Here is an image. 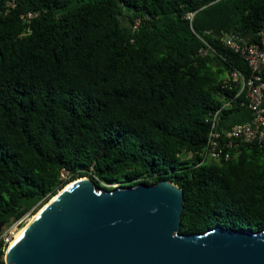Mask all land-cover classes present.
<instances>
[{
	"label": "trees",
	"instance_id": "obj_1",
	"mask_svg": "<svg viewBox=\"0 0 264 264\" xmlns=\"http://www.w3.org/2000/svg\"><path fill=\"white\" fill-rule=\"evenodd\" d=\"M0 0V223L67 182L97 188L169 179L179 231L264 228V140L200 162L216 128L251 118L223 85L245 60L223 32L251 38L264 0ZM28 10L35 11L25 17ZM192 13L191 16L189 14ZM68 171L62 179V169ZM70 183V182H69ZM1 232V231H0ZM6 244L0 237V264Z\"/></svg>",
	"mask_w": 264,
	"mask_h": 264
},
{
	"label": "water",
	"instance_id": "obj_2",
	"mask_svg": "<svg viewBox=\"0 0 264 264\" xmlns=\"http://www.w3.org/2000/svg\"><path fill=\"white\" fill-rule=\"evenodd\" d=\"M81 177L39 207L8 244L6 263L264 264V228L180 232L183 190L169 179L97 188ZM37 202L38 193L19 199Z\"/></svg>",
	"mask_w": 264,
	"mask_h": 264
},
{
	"label": "built area",
	"instance_id": "obj_3",
	"mask_svg": "<svg viewBox=\"0 0 264 264\" xmlns=\"http://www.w3.org/2000/svg\"><path fill=\"white\" fill-rule=\"evenodd\" d=\"M7 4L13 5V0ZM35 11L28 10L25 17H32ZM192 13L189 14L191 16ZM220 40L231 50L238 53L249 67L248 73L238 68L231 69L227 78L223 79V85L236 89L234 97H241V104L247 105L251 110V118L235 122L228 127L218 130L216 120L222 105L229 104L231 98L226 99L223 104L209 111V131L207 134L205 149L200 162L206 160L221 161L230 158L237 149L240 142L263 141L264 140V19L256 33L255 38L244 36L235 32H223ZM68 171L62 169L60 177L66 178ZM117 185V183H113ZM38 203L31 206L19 218L6 223V228L0 232V237L7 245L14 237V229L17 224L32 210Z\"/></svg>",
	"mask_w": 264,
	"mask_h": 264
},
{
	"label": "rangeland",
	"instance_id": "obj_4",
	"mask_svg": "<svg viewBox=\"0 0 264 264\" xmlns=\"http://www.w3.org/2000/svg\"><path fill=\"white\" fill-rule=\"evenodd\" d=\"M36 206L32 210H30L29 213L17 224V227L14 229L15 234L19 232L23 227H25V225H27V223L33 218V216L35 215V212L39 209V207H36ZM4 228H6L5 224L0 226V231ZM7 246L8 244L6 245V248ZM3 259H4V255H3Z\"/></svg>",
	"mask_w": 264,
	"mask_h": 264
},
{
	"label": "bare ground",
	"instance_id": "obj_5",
	"mask_svg": "<svg viewBox=\"0 0 264 264\" xmlns=\"http://www.w3.org/2000/svg\"><path fill=\"white\" fill-rule=\"evenodd\" d=\"M83 178H85V177H82V178H80V179H83ZM71 183V182H70ZM69 184V183H68ZM67 184V185H68ZM37 203H39V202H37ZM34 217V216H33ZM31 221V220H30ZM24 229V227L19 231V232H17L15 235H14V237L12 238V240L10 241V243H12V241L22 232V230ZM9 243V244H10Z\"/></svg>",
	"mask_w": 264,
	"mask_h": 264
}]
</instances>
